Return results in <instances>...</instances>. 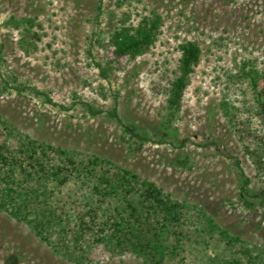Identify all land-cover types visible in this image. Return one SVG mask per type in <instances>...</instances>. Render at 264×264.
I'll return each mask as SVG.
<instances>
[{
    "label": "rangeland",
    "instance_id": "obj_1",
    "mask_svg": "<svg viewBox=\"0 0 264 264\" xmlns=\"http://www.w3.org/2000/svg\"><path fill=\"white\" fill-rule=\"evenodd\" d=\"M126 13L134 26L152 13L163 24L146 54L118 60L109 39ZM12 17L35 18L39 26L27 38L9 25ZM29 39L34 46L22 42ZM189 41L198 44L201 58L169 132L200 143L216 141L240 161L250 188L259 190L256 167L224 104L240 119L258 124L255 92L243 72L264 73V0H0V117L15 136L71 151L82 160L106 158L264 246V209H249L240 201L242 177L233 160L215 147L178 148L164 128L169 88L179 76L180 46ZM4 79L10 80L7 91ZM90 107L101 113L94 115ZM115 108L120 122L109 114ZM131 125L168 141L146 143L133 155L125 132ZM186 156L191 169L175 165ZM75 250L87 262L68 260L25 221L0 210V264H145L142 257L113 255L93 243Z\"/></svg>",
    "mask_w": 264,
    "mask_h": 264
},
{
    "label": "trees",
    "instance_id": "obj_2",
    "mask_svg": "<svg viewBox=\"0 0 264 264\" xmlns=\"http://www.w3.org/2000/svg\"><path fill=\"white\" fill-rule=\"evenodd\" d=\"M130 21L131 16L124 14L109 39L118 60L146 54L157 41L163 24L156 13L145 16L135 26ZM9 25L26 32L27 38L39 26L35 18L14 17ZM33 35L34 40L40 39L37 33ZM34 40L22 42L31 47ZM180 49L179 76L169 88L168 116L163 122L166 133L178 148L215 147L217 152L224 153L214 140L200 143L169 132L201 58L196 42H186ZM243 74L255 92L258 124L240 119L227 102L225 112L230 122L235 120L234 128H238L246 143L245 152L256 167L262 187L250 188L251 180L240 161L224 154L240 170V201L249 209H264V73L251 69ZM9 79H4V91ZM47 101L53 103L49 98ZM89 111L94 115L101 113L93 107ZM109 114L120 122L116 108ZM125 132L129 134L126 143L133 155L140 153L146 143L168 141L162 137L156 140L147 130L134 125L125 126ZM175 165L191 169L190 158L178 159ZM0 210L25 221L42 241L76 263H85L87 259L75 256V247L93 243L113 255L131 253L142 257L145 264H264V246L220 226L203 207L174 200L153 182L106 158L89 156L82 160L71 151L29 136H15L1 117Z\"/></svg>",
    "mask_w": 264,
    "mask_h": 264
}]
</instances>
